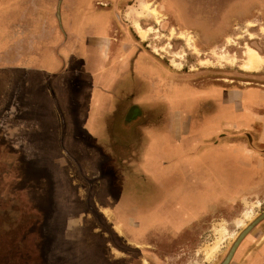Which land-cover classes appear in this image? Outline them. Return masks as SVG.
Masks as SVG:
<instances>
[{
  "label": "rangeland",
  "instance_id": "374dc122",
  "mask_svg": "<svg viewBox=\"0 0 264 264\" xmlns=\"http://www.w3.org/2000/svg\"><path fill=\"white\" fill-rule=\"evenodd\" d=\"M165 1L169 7L164 0H122V21L142 47L179 73L182 81L219 87L224 99L253 101L251 127L234 128L226 118L215 126L219 120L210 116L209 106V120L199 129L206 118L189 112L187 132L172 135V140L180 138L175 139L177 152L174 147L169 151L174 155L156 176L131 156L102 157L95 150L49 155L48 125L41 133L26 131L27 147L36 152L32 156L20 142L25 132L10 133L19 147L5 139L10 153L0 154V264H218L264 208V116L258 120L264 114V95L255 89L234 91L264 89V63L253 70L242 67L246 46L264 55V0ZM21 3L35 4L0 0L1 54L8 47L30 51V43L18 39L35 25L32 15L28 23L3 28L5 4ZM51 41L37 46V52L53 47ZM82 66L81 61H71V67ZM5 67L0 64V83ZM2 89L3 84L0 93ZM179 94L175 91L173 97ZM36 116L43 114L13 118L30 122ZM35 138L41 141L37 149ZM143 141L142 160L153 146L148 137ZM244 145L257 153L252 157L258 163V169L248 173V186L243 185L244 171L238 165L243 152L238 150ZM11 148L17 149V156H11ZM168 149L162 146L151 154ZM155 163L157 158L150 160L151 166ZM216 241L217 249L207 258V247Z\"/></svg>",
  "mask_w": 264,
  "mask_h": 264
},
{
  "label": "crops",
  "instance_id": "0c3cea01",
  "mask_svg": "<svg viewBox=\"0 0 264 264\" xmlns=\"http://www.w3.org/2000/svg\"><path fill=\"white\" fill-rule=\"evenodd\" d=\"M44 1L34 0V7H25L22 3L21 8L11 4L4 6L3 28L13 29L16 22L28 23L29 15L36 22L23 33L22 36L25 33L26 36L18 39L30 43L28 53L13 47L0 52V64L6 66L0 83V86L3 84L0 154L8 156L10 153L5 139L19 147L16 139L11 140L10 133L21 131L25 132L20 142L26 145V155L36 154L32 152V146L27 147L30 136L26 131L41 133L48 125L46 130L50 133L46 135L52 150L49 155L75 156L84 155L83 151L87 150L92 154L95 150L102 157L121 156L122 159L128 156L130 159L131 156L135 164L142 163L145 171L156 176L174 155L169 151L174 147L177 152L175 139L180 138L172 140V135L180 130L183 134L187 132L189 112L205 117L210 106V116L218 119V123L224 117L234 128L247 131L251 127L253 101L243 100L240 94V98L224 99L219 87L205 88L182 81L179 73L142 47L137 36L123 23L122 0H105L113 4L106 8L97 7L96 0H62L59 9L55 0H46L48 4ZM50 39L53 47H42L37 52L36 47L46 45ZM22 57L24 62L20 64ZM74 59L81 61L83 66L71 67ZM248 89L259 90L264 95V89L259 87L234 91L242 93ZM175 91L180 93L178 98L173 97ZM222 94L226 92L222 91ZM198 105L202 109L197 110ZM23 113H41L43 116H36L35 121L30 122L14 120V116ZM262 116L264 114L258 120H262ZM205 118L199 129L208 122L209 117ZM144 137L152 140L153 146L142 160L139 150L141 145L142 148L143 144L146 146ZM35 139L39 140L34 144L37 149L41 141ZM66 141L76 150H71ZM162 146L170 149L161 151ZM154 149L161 150L151 154ZM241 150L238 165L244 171L243 185L248 186V173L258 169V163L252 157L257 153H252L246 145L238 151ZM15 152L16 148L11 156H17ZM153 158H157L158 163L151 166ZM166 158L170 159L163 160ZM263 235L264 222L244 236L229 264H264ZM98 259L104 261L101 257Z\"/></svg>",
  "mask_w": 264,
  "mask_h": 264
},
{
  "label": "bare ground",
  "instance_id": "6f19581e",
  "mask_svg": "<svg viewBox=\"0 0 264 264\" xmlns=\"http://www.w3.org/2000/svg\"><path fill=\"white\" fill-rule=\"evenodd\" d=\"M148 7V6H147ZM152 11V13L154 14V15H156L157 13H156V11L154 10V9H152L151 10ZM136 27H137V31L139 32V34L140 35H142V36H144L145 35V31L143 32L142 31V28L138 25V24H136ZM150 29V28H149ZM262 29V28H261ZM182 37V36H181ZM187 42H189L190 43V41H191V38L190 37H187ZM188 43V44H189ZM244 62H243V64H242V67L244 68V69H258L263 63H264V55L262 56V55H260L258 52H256L254 49H252L251 47H248V46H246L245 47V52H244ZM246 71V70H245ZM251 71V70H250ZM255 219H257V217L255 218ZM255 219H253L246 227H244L243 229H242V231L239 233V235L237 236V238L235 239V241L233 242V244L231 245V247H230V249H229V251H228V253H227V255L229 254V252H230V250H231V248H232V246L233 245H235L237 242H238V240L240 239V238H242V236H243V234L246 232V230L250 227V225L253 223V221L255 220ZM218 241H216V243L213 245V246H209V247H207V249H206V257L207 258H209V257H211L212 255H213V252L217 249V247H218ZM227 255L225 256V258L227 257ZM224 258V259H225Z\"/></svg>",
  "mask_w": 264,
  "mask_h": 264
},
{
  "label": "flooded vegetation",
  "instance_id": "af4514ba",
  "mask_svg": "<svg viewBox=\"0 0 264 264\" xmlns=\"http://www.w3.org/2000/svg\"><path fill=\"white\" fill-rule=\"evenodd\" d=\"M121 1V0H120ZM119 1V2H120ZM61 3H62V0H55V5H56V8L57 9H59L60 8V6H61ZM96 3H97V7H100V8H106V7H110L111 5V7H113V4L111 3V2H107V1H105V0H98V1H96ZM116 4V3H115ZM99 5V6H98ZM221 119H224V117H221ZM224 122H222L221 120H220V123H218V124H216V126L218 125V127L219 126H221V124H223ZM227 125V124H226ZM255 216H257V219H255L254 221H253V223L250 225V228L248 229V231L244 234V236L247 234V233H249L255 226H257V225H260L261 223H263L264 222V208L262 209V210H260L259 212H256L255 214H254ZM239 235V234H238ZM244 236L240 239V241H239V243L242 241V239L244 238ZM233 242V241H232ZM232 242L230 243V245L232 244ZM239 243L236 245V248H237V246L239 245ZM230 245H229V247H228V249H227V251L224 253V255H223V257H222V260L218 263V264H220L223 260H224V258H225V255H227V253H228V251H229V249H230ZM235 248V249H236ZM235 251V250H234ZM234 253V252H233ZM233 255V254H232ZM229 264V263H228Z\"/></svg>",
  "mask_w": 264,
  "mask_h": 264
},
{
  "label": "water",
  "instance_id": "95a60500",
  "mask_svg": "<svg viewBox=\"0 0 264 264\" xmlns=\"http://www.w3.org/2000/svg\"><path fill=\"white\" fill-rule=\"evenodd\" d=\"M250 228V227H249ZM248 228V229H249ZM248 229L246 230V232L248 231ZM245 232V233H246ZM244 233V234H245ZM244 234H243V236H244ZM242 236V237H243ZM241 239V238H240ZM240 239L238 240V242L235 244V245H233L232 246V248H231V250H230V252H229V254L227 255V257L220 263V264H228L229 263V261H230V259H231V257H232V254H233V252H234V250H235V248H236V245L239 243V241H240Z\"/></svg>",
  "mask_w": 264,
  "mask_h": 264
}]
</instances>
